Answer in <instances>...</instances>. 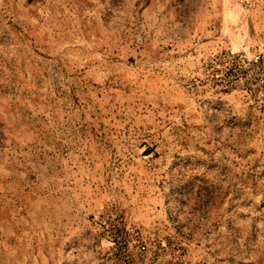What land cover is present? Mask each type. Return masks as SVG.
Wrapping results in <instances>:
<instances>
[{"label":"rangeland","instance_id":"rangeland-1","mask_svg":"<svg viewBox=\"0 0 264 264\" xmlns=\"http://www.w3.org/2000/svg\"><path fill=\"white\" fill-rule=\"evenodd\" d=\"M0 264H264V0H0Z\"/></svg>","mask_w":264,"mask_h":264},{"label":"built area","instance_id":"built-area-1","mask_svg":"<svg viewBox=\"0 0 264 264\" xmlns=\"http://www.w3.org/2000/svg\"><path fill=\"white\" fill-rule=\"evenodd\" d=\"M231 54H232V55L235 54V51L232 50V51H231Z\"/></svg>","mask_w":264,"mask_h":264}]
</instances>
